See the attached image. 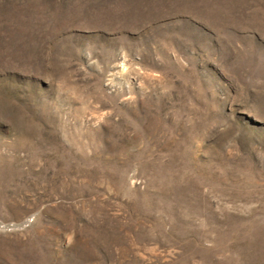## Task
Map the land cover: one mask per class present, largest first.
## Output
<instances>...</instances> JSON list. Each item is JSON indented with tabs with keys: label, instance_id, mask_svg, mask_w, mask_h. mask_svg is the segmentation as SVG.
Listing matches in <instances>:
<instances>
[{
	"label": "rangeland",
	"instance_id": "1",
	"mask_svg": "<svg viewBox=\"0 0 264 264\" xmlns=\"http://www.w3.org/2000/svg\"><path fill=\"white\" fill-rule=\"evenodd\" d=\"M0 264H264V0H0Z\"/></svg>",
	"mask_w": 264,
	"mask_h": 264
}]
</instances>
